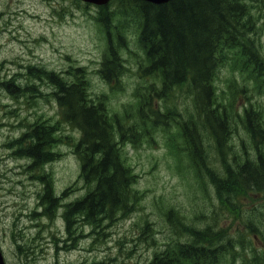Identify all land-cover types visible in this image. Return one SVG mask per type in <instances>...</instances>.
<instances>
[{"label": "rangeland", "instance_id": "1", "mask_svg": "<svg viewBox=\"0 0 264 264\" xmlns=\"http://www.w3.org/2000/svg\"><path fill=\"white\" fill-rule=\"evenodd\" d=\"M106 6L111 10L119 4L113 0ZM246 6L252 38L264 56V0H246ZM99 13L100 6L79 0H0V250L5 264H147L158 248L182 239L178 221L196 230L223 231L229 247L214 264L262 260L264 192L239 198L233 208L222 205L207 177H197L173 123L151 130L150 139L138 145L120 144L122 161L134 175L132 209L97 225L74 216L67 227L64 204L85 191L72 147L80 133L59 119L50 85L35 78L33 68L63 72L70 66L83 67L89 95L102 96L109 116L121 122L137 117L135 92L148 82L139 77L144 56L135 41V23L118 15L115 21L124 26L128 40V48L119 50L125 70L117 88L101 79L98 70L106 40ZM5 81L24 89L12 93L3 86ZM230 84L244 89L235 91L233 107L238 111L244 104L261 107L264 118V84L259 87L261 82L225 63L214 80L218 99L225 104ZM176 105L184 118H190L187 96H180ZM43 119L57 123L56 135H61L52 148L57 158L37 170L60 197L50 216L40 201L43 182L29 159L17 155L13 143L34 121ZM235 127L228 145L241 159L254 146L241 124Z\"/></svg>", "mask_w": 264, "mask_h": 264}, {"label": "trees", "instance_id": "2", "mask_svg": "<svg viewBox=\"0 0 264 264\" xmlns=\"http://www.w3.org/2000/svg\"><path fill=\"white\" fill-rule=\"evenodd\" d=\"M116 2L119 6L111 10L100 7L97 18L106 40L98 73L109 88L119 86L125 70L119 50L128 48V40L124 26L115 17L134 21L135 41L144 56L139 77L148 82L135 92L137 117L133 121L110 117L103 97L89 95L83 67L70 66L63 72L33 68V76L50 85L59 119L80 133L72 147L85 191L75 201L64 204L67 227L74 216L97 225L102 220L112 222L132 209L136 198L132 190L134 175L122 161L120 144L138 145L150 139L151 130L169 128L171 123L187 146L197 177H207L222 205L233 208L239 198L263 193L262 109L244 104L238 111L233 107L234 93L244 89L230 84L225 104L219 101L214 86L225 63H232L238 72L261 82L259 87L264 84V56L252 38L254 30L246 0H170L157 5L134 0ZM3 86L12 93L24 89L10 81ZM182 95L190 100V118H184L177 108ZM238 123L247 142L254 146L253 152H245L241 159L232 155L228 145ZM57 132V123L36 120L13 141L14 150L29 159L37 171L57 158L52 150L61 141ZM37 176L43 182L40 201L45 215L50 216L60 197L51 191L45 174L37 171ZM178 222L175 225L182 239L158 248L147 264H214L229 247L222 230L217 234L213 229L196 230Z\"/></svg>", "mask_w": 264, "mask_h": 264}, {"label": "water", "instance_id": "3", "mask_svg": "<svg viewBox=\"0 0 264 264\" xmlns=\"http://www.w3.org/2000/svg\"><path fill=\"white\" fill-rule=\"evenodd\" d=\"M81 1L88 3V4H93L96 6H103V5H106L110 0H81ZM139 1H144V2H148V3H152V4L157 5V4H163V3L168 2L170 0H139ZM0 264H5L3 261V257L1 255V252H0Z\"/></svg>", "mask_w": 264, "mask_h": 264}, {"label": "bare ground", "instance_id": "4", "mask_svg": "<svg viewBox=\"0 0 264 264\" xmlns=\"http://www.w3.org/2000/svg\"><path fill=\"white\" fill-rule=\"evenodd\" d=\"M260 15V14H259ZM263 21V20H262ZM144 70V69H143ZM122 77V76H121ZM243 78V77H242ZM150 82V81H149ZM149 84V83H148ZM124 87V86H123ZM227 93V91H226ZM219 96V95H218ZM189 100V99H188ZM191 104V103H190ZM172 108V107H171ZM182 111V110H181ZM185 112V111H184ZM186 118V117H185ZM160 122V121H159ZM167 135V134H166ZM157 136V135H156ZM166 140V139H165ZM166 144V143H165ZM184 154V153H183Z\"/></svg>", "mask_w": 264, "mask_h": 264}]
</instances>
